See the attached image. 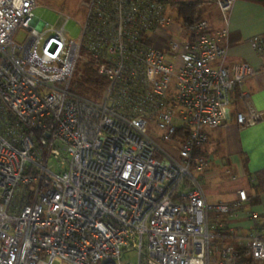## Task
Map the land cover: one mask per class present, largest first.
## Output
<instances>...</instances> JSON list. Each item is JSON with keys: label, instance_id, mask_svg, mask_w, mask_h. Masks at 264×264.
Returning a JSON list of instances; mask_svg holds the SVG:
<instances>
[{"label": "built area", "instance_id": "1", "mask_svg": "<svg viewBox=\"0 0 264 264\" xmlns=\"http://www.w3.org/2000/svg\"><path fill=\"white\" fill-rule=\"evenodd\" d=\"M209 1L222 26L202 18L187 33L157 0H82L73 39L67 15L49 26L36 0H0V264L230 262L210 215L236 216L248 197L207 202L194 174L206 160L192 155L231 118L235 92L238 127L264 111L240 89L254 68L223 62L234 0ZM249 43L264 56V40ZM82 60L106 80L97 98L72 88ZM247 216L264 264V219Z\"/></svg>", "mask_w": 264, "mask_h": 264}, {"label": "crops", "instance_id": "2", "mask_svg": "<svg viewBox=\"0 0 264 264\" xmlns=\"http://www.w3.org/2000/svg\"><path fill=\"white\" fill-rule=\"evenodd\" d=\"M209 4L213 8L202 9L201 16L208 21V29L214 31L223 22L217 6L212 2ZM253 36L264 40V5L250 0H234L228 14L227 54L223 62H247L254 68V73L244 80L240 89L247 93L254 109L264 111V56L261 57L250 45L249 39ZM243 107L240 100L234 103L232 116L227 122L207 129L206 143L200 146L206 162L200 171H194L207 202L231 201L237 198L238 190H244L248 197L243 211L236 216L221 214L214 218L210 215L209 221L215 226V241L219 246L246 242L247 231L252 224L247 216L248 211L264 219V190L255 194L252 186L255 172H262L261 180L264 183V118L254 125L238 127L233 113ZM222 171H233L243 181L235 188L227 186ZM254 196L257 200L255 203ZM217 231H221L220 236Z\"/></svg>", "mask_w": 264, "mask_h": 264}, {"label": "trees", "instance_id": "3", "mask_svg": "<svg viewBox=\"0 0 264 264\" xmlns=\"http://www.w3.org/2000/svg\"><path fill=\"white\" fill-rule=\"evenodd\" d=\"M158 2L172 7H177L178 12L176 15L177 23L181 26L183 30L190 33L193 25L202 19L201 16V6L206 3H210L209 0H157ZM253 2L260 3L264 5V0H250ZM79 75L75 76L72 82V88L75 92L81 96L89 98H97L100 95L102 88L106 84V80L98 75L89 64H81L78 68ZM237 92H235L234 103L236 104L239 99L237 97ZM193 157L202 156L200 146L195 147L193 151ZM262 172H255L253 174L252 186L254 188V193L258 194L262 190ZM253 203L257 202L256 196H254ZM220 236L221 231H217ZM231 246V245H230ZM234 248L235 254L231 257L228 264H258L253 260L251 252L245 243H238L232 246Z\"/></svg>", "mask_w": 264, "mask_h": 264}, {"label": "rangeland", "instance_id": "4", "mask_svg": "<svg viewBox=\"0 0 264 264\" xmlns=\"http://www.w3.org/2000/svg\"><path fill=\"white\" fill-rule=\"evenodd\" d=\"M81 1L82 0H36V7L33 9V15L37 19L46 22L49 26H54L58 24L60 19V14L67 15L68 21L65 24L64 29L69 37L75 39L79 35L80 32L79 22L82 20L84 15V9L80 5ZM168 8L171 11L173 7L170 5ZM204 8L205 10H208L210 8H213V6H211L209 3H206L201 6V10ZM25 32L26 31L24 29L20 28L16 33L15 39L19 42H22L25 36ZM176 38L178 40L183 41L185 39L184 31H181L179 34H177ZM84 63L86 62L82 60L79 63L78 68L81 64ZM159 145L164 149L170 151L166 147L165 143L160 142ZM170 153L175 154L172 151H170ZM48 164L53 170L57 169L55 160H53L52 158L48 159ZM226 169L227 168H224V170ZM221 175L224 176L225 179H227L226 185L234 188L237 185L241 184V182L243 181L237 178V175L233 171H229L225 173L224 171H222ZM122 256L125 258L127 257V254L124 253ZM129 259L130 261L135 260L134 257H130Z\"/></svg>", "mask_w": 264, "mask_h": 264}]
</instances>
